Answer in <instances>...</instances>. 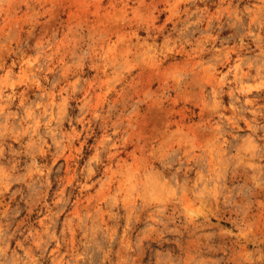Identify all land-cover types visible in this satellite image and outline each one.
<instances>
[{
  "label": "rangeland",
  "instance_id": "1",
  "mask_svg": "<svg viewBox=\"0 0 264 264\" xmlns=\"http://www.w3.org/2000/svg\"><path fill=\"white\" fill-rule=\"evenodd\" d=\"M0 264H264V0H0Z\"/></svg>",
  "mask_w": 264,
  "mask_h": 264
}]
</instances>
